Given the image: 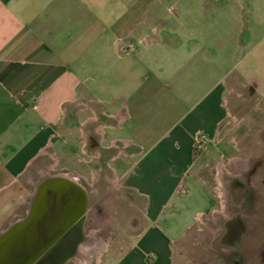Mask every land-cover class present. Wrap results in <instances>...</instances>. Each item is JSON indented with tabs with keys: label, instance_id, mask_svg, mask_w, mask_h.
I'll return each instance as SVG.
<instances>
[{
	"label": "crops",
	"instance_id": "0c3cea01",
	"mask_svg": "<svg viewBox=\"0 0 264 264\" xmlns=\"http://www.w3.org/2000/svg\"><path fill=\"white\" fill-rule=\"evenodd\" d=\"M246 12L236 0H0V233L26 215L50 173L30 195L17 187L48 156L76 182L109 169L142 199L144 226L111 264H174L214 205L203 172L223 157Z\"/></svg>",
	"mask_w": 264,
	"mask_h": 264
},
{
	"label": "rangeland",
	"instance_id": "374dc122",
	"mask_svg": "<svg viewBox=\"0 0 264 264\" xmlns=\"http://www.w3.org/2000/svg\"><path fill=\"white\" fill-rule=\"evenodd\" d=\"M236 1L247 12L238 24L245 32L235 57L237 73L225 83L228 115L219 135L223 157L203 172L214 205L180 242L174 264H264V0ZM52 164L48 156L37 161L29 182L17 190L30 195L40 173L59 172L50 170ZM88 177L91 183L77 181L88 194L84 239L66 264H111L143 228V201L109 169ZM191 205V210L202 206Z\"/></svg>",
	"mask_w": 264,
	"mask_h": 264
},
{
	"label": "water",
	"instance_id": "95a60500",
	"mask_svg": "<svg viewBox=\"0 0 264 264\" xmlns=\"http://www.w3.org/2000/svg\"><path fill=\"white\" fill-rule=\"evenodd\" d=\"M88 194L73 179L46 174L26 215L0 233V264H65L84 239Z\"/></svg>",
	"mask_w": 264,
	"mask_h": 264
},
{
	"label": "built area",
	"instance_id": "2783aa9c",
	"mask_svg": "<svg viewBox=\"0 0 264 264\" xmlns=\"http://www.w3.org/2000/svg\"><path fill=\"white\" fill-rule=\"evenodd\" d=\"M203 141H197L196 143H195V149L196 150H201L202 148H203Z\"/></svg>",
	"mask_w": 264,
	"mask_h": 264
},
{
	"label": "flooded vegetation",
	"instance_id": "af4514ba",
	"mask_svg": "<svg viewBox=\"0 0 264 264\" xmlns=\"http://www.w3.org/2000/svg\"><path fill=\"white\" fill-rule=\"evenodd\" d=\"M84 225H85V219H84V222H83V234H84ZM79 248V247H78ZM68 261V260H67ZM67 261L65 262V264L67 263Z\"/></svg>",
	"mask_w": 264,
	"mask_h": 264
},
{
	"label": "trees",
	"instance_id": "16d2710c",
	"mask_svg": "<svg viewBox=\"0 0 264 264\" xmlns=\"http://www.w3.org/2000/svg\"><path fill=\"white\" fill-rule=\"evenodd\" d=\"M198 153H199V152L195 149L194 156H197Z\"/></svg>",
	"mask_w": 264,
	"mask_h": 264
},
{
	"label": "bare ground",
	"instance_id": "6f19581e",
	"mask_svg": "<svg viewBox=\"0 0 264 264\" xmlns=\"http://www.w3.org/2000/svg\"><path fill=\"white\" fill-rule=\"evenodd\" d=\"M90 252H93V251H92V250L89 251V252H86V251H85V252L83 253V255H87V254L90 253Z\"/></svg>",
	"mask_w": 264,
	"mask_h": 264
}]
</instances>
